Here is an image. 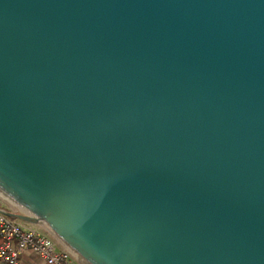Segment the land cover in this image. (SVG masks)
I'll return each mask as SVG.
<instances>
[{
  "label": "water",
  "instance_id": "1",
  "mask_svg": "<svg viewBox=\"0 0 264 264\" xmlns=\"http://www.w3.org/2000/svg\"><path fill=\"white\" fill-rule=\"evenodd\" d=\"M0 194L83 264H264V0H0Z\"/></svg>",
  "mask_w": 264,
  "mask_h": 264
},
{
  "label": "built area",
  "instance_id": "2",
  "mask_svg": "<svg viewBox=\"0 0 264 264\" xmlns=\"http://www.w3.org/2000/svg\"><path fill=\"white\" fill-rule=\"evenodd\" d=\"M2 202L0 194V264H20L27 250L38 254L48 264H83L70 248H59L52 236L8 215Z\"/></svg>",
  "mask_w": 264,
  "mask_h": 264
},
{
  "label": "crops",
  "instance_id": "3",
  "mask_svg": "<svg viewBox=\"0 0 264 264\" xmlns=\"http://www.w3.org/2000/svg\"><path fill=\"white\" fill-rule=\"evenodd\" d=\"M2 207L7 211V212H21L20 210L15 209L11 202H9L7 199H4L2 202ZM32 226L41 232L47 233L48 235L52 236L55 241L57 242V245L59 248H64L66 247L65 244H63L59 239H57L55 236H53L51 233H49L47 230H45L43 227H41L39 224H32ZM3 264V263H1ZM20 264H48L43 258H41L38 254L27 250L25 251L21 258H20Z\"/></svg>",
  "mask_w": 264,
  "mask_h": 264
},
{
  "label": "rangeland",
  "instance_id": "4",
  "mask_svg": "<svg viewBox=\"0 0 264 264\" xmlns=\"http://www.w3.org/2000/svg\"><path fill=\"white\" fill-rule=\"evenodd\" d=\"M4 199H6V198L3 197V200H4ZM11 204H12V203H11ZM12 206H13L15 209L19 210V209H18L17 207H15L13 204H12Z\"/></svg>",
  "mask_w": 264,
  "mask_h": 264
}]
</instances>
